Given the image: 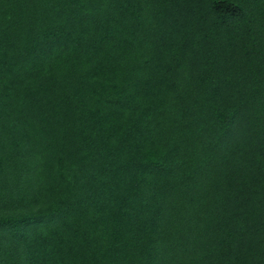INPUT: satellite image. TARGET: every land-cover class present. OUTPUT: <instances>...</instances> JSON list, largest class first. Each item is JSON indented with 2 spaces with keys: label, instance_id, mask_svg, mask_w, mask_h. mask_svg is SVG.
I'll use <instances>...</instances> for the list:
<instances>
[{
  "label": "trees",
  "instance_id": "obj_1",
  "mask_svg": "<svg viewBox=\"0 0 264 264\" xmlns=\"http://www.w3.org/2000/svg\"><path fill=\"white\" fill-rule=\"evenodd\" d=\"M0 264H264V0H0Z\"/></svg>",
  "mask_w": 264,
  "mask_h": 264
}]
</instances>
